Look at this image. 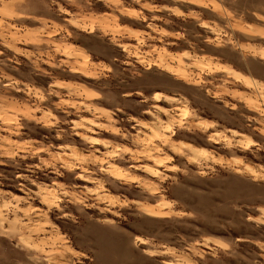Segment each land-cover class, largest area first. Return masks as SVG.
<instances>
[{"label":"rangeland","instance_id":"obj_1","mask_svg":"<svg viewBox=\"0 0 264 264\" xmlns=\"http://www.w3.org/2000/svg\"><path fill=\"white\" fill-rule=\"evenodd\" d=\"M0 264H264V0H0Z\"/></svg>","mask_w":264,"mask_h":264},{"label":"bare ground","instance_id":"obj_2","mask_svg":"<svg viewBox=\"0 0 264 264\" xmlns=\"http://www.w3.org/2000/svg\"><path fill=\"white\" fill-rule=\"evenodd\" d=\"M250 83V82H249Z\"/></svg>","mask_w":264,"mask_h":264}]
</instances>
